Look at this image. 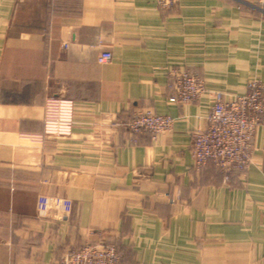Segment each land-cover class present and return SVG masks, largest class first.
<instances>
[{"label": "crops", "instance_id": "obj_1", "mask_svg": "<svg viewBox=\"0 0 264 264\" xmlns=\"http://www.w3.org/2000/svg\"><path fill=\"white\" fill-rule=\"evenodd\" d=\"M258 5L0 0V264H61L102 241L123 264H264V125L229 181L212 164L197 170L191 152L212 92L264 84ZM170 67L202 77L207 92L169 102ZM51 97L76 103L69 135H45ZM143 107L173 116L171 128L132 137L125 123ZM41 194L68 197L71 211L38 217Z\"/></svg>", "mask_w": 264, "mask_h": 264}, {"label": "built area", "instance_id": "obj_2", "mask_svg": "<svg viewBox=\"0 0 264 264\" xmlns=\"http://www.w3.org/2000/svg\"><path fill=\"white\" fill-rule=\"evenodd\" d=\"M161 8H170L178 0H156ZM260 5V6H259ZM258 8L264 12V0ZM104 61L113 55L104 51ZM173 84L169 102L184 104L199 100L207 86L205 80L182 67H170L167 71ZM213 104L205 127L195 128L191 152L197 170L212 164L222 173L224 180L235 174H243L251 161L253 137L258 127L264 125V84L257 78L248 83L244 94L212 92ZM76 103L73 100L51 97L45 104V135H69L75 123ZM174 117L157 113L151 107L137 109L125 127L136 139L149 133L153 138L171 128ZM44 135H24L30 140H42ZM37 215L48 218L53 212L66 215L71 211L72 201L66 196L41 194L36 203ZM61 264H123V253L113 242L86 243L70 249L61 257Z\"/></svg>", "mask_w": 264, "mask_h": 264}]
</instances>
